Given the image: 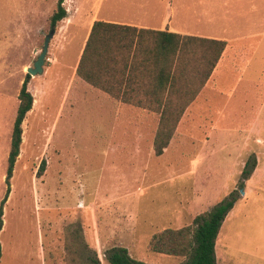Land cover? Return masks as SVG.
I'll return each instance as SVG.
<instances>
[{"label":"rangeland","instance_id":"1","mask_svg":"<svg viewBox=\"0 0 264 264\" xmlns=\"http://www.w3.org/2000/svg\"><path fill=\"white\" fill-rule=\"evenodd\" d=\"M98 1L101 17L141 3L74 0L82 8L80 28L61 34L60 22L54 28L43 73L29 75L36 104L22 123L3 207L0 264H92L95 256L108 264L105 253L116 246L146 264H184V257L151 252V236L191 225L231 193L236 201L218 232L216 263L264 264V0L251 2L257 10V35L247 42L251 62H220L203 103L183 112L160 156L153 151L158 112H107L104 96L92 95L74 72L88 20L83 13ZM56 2L0 0V201L17 95L42 51ZM250 156L256 166L241 187Z\"/></svg>","mask_w":264,"mask_h":264},{"label":"trees","instance_id":"2","mask_svg":"<svg viewBox=\"0 0 264 264\" xmlns=\"http://www.w3.org/2000/svg\"><path fill=\"white\" fill-rule=\"evenodd\" d=\"M66 14L63 0H57L55 9L49 17L50 30L55 28ZM143 33L156 36L153 39L155 49L151 50V54L144 58L145 62L139 66H142L140 72L152 78L153 88L161 94L157 111L159 122L153 139L154 154L160 156L167 148L184 110L208 81L227 44L225 41L215 39L164 31H137L132 27L95 21L80 55L75 74L87 84L103 92L110 91L105 77L108 74L118 77L125 74L133 42L136 40L134 49L136 53L140 48V35ZM120 34L131 38L128 44H109V40ZM124 50L128 51L127 59L116 63L114 53ZM133 65V62L130 63L129 73ZM29 78L27 74L17 95L18 107L12 127L4 176L6 189L0 201V230L3 207L10 193V180L22 143V123L33 105V96L27 89ZM44 165L45 162L42 160L37 175L42 174ZM255 166V158L250 156L241 172V187L244 186V181L250 178ZM235 201L236 197L234 198L231 193L228 198L210 210L196 215L191 225L179 229L166 228L153 234L148 242V249L158 254L184 257L186 258L184 264H216L215 242L218 232ZM1 255L0 245V259ZM105 259L108 264H146L131 258L127 249L120 246L106 251ZM91 262L100 264L96 256Z\"/></svg>","mask_w":264,"mask_h":264},{"label":"crops","instance_id":"3","mask_svg":"<svg viewBox=\"0 0 264 264\" xmlns=\"http://www.w3.org/2000/svg\"><path fill=\"white\" fill-rule=\"evenodd\" d=\"M140 1L141 3L136 6L138 8L136 11H128L126 13L109 11L105 15L106 17H101L99 10L100 1H98L92 12L90 11L89 14L83 13L88 20L83 26L84 35L79 43L77 60L74 64V72L88 39L91 27L95 21L132 27L137 29V31H164L178 35L225 41L227 45L212 74L220 65V62L222 60H227L228 58H236L235 62L237 63L251 62V57H248V55L251 50L253 51V43L247 42L254 39L257 35L254 33V30L257 27V10L251 5L252 0H249V5H247L248 0H234L236 1L234 5H231L230 1L232 0ZM67 3L70 5H68L69 9L66 8V17L61 20L56 27L58 34H61L64 31L74 32L80 28L82 22V8L78 7L74 0H64V5ZM253 13H256L254 18ZM155 38L156 36L154 34H141L140 48L136 53L134 52L136 40L133 42V46L129 52L127 61L128 66L125 74L121 77L114 74H108L105 77L106 85L110 88V91L103 92L102 90L83 82L77 77L91 89L92 95L97 97L104 96L105 107H101L103 103H101V101L98 102L99 100H96L97 103L95 105L99 106V108H104L107 112L112 111L114 107L115 109H121V111L134 109L152 113L159 110L161 94L158 90L153 88L152 78H150L149 75L140 72L142 66H139L142 62H145L143 59L151 54V50L155 49V42L153 40ZM130 39V37L128 38L124 34H120L109 40V44H128ZM127 54V50L115 52L114 61L117 63L120 60H126ZM132 62L134 65L132 66V71L129 73L130 63ZM211 76L195 96L194 100L186 107L184 112L187 111L189 107L192 108L194 104L202 101L203 97H206L205 91ZM33 96L36 97L35 94H33ZM202 103L200 106H203ZM35 104L36 100L33 101V107ZM183 115L184 114H182V116ZM182 116L179 122L182 120ZM258 120L259 118L256 116L255 120L252 122L253 125H256L255 127H257ZM255 175H257V172ZM225 240L226 235L224 233L219 241L224 242ZM216 245L217 244H215V246Z\"/></svg>","mask_w":264,"mask_h":264},{"label":"water","instance_id":"4","mask_svg":"<svg viewBox=\"0 0 264 264\" xmlns=\"http://www.w3.org/2000/svg\"><path fill=\"white\" fill-rule=\"evenodd\" d=\"M54 35V28L49 31L45 36L43 47L41 53L37 56L36 60L33 62L32 67L27 69V74L30 76L40 75L43 73V65L45 61V56L48 51L49 42ZM240 193H244L243 190H240Z\"/></svg>","mask_w":264,"mask_h":264}]
</instances>
